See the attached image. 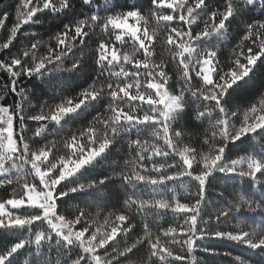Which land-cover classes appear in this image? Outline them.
Here are the masks:
<instances>
[{"label":"snow or ice","instance_id":"snow-or-ice-1","mask_svg":"<svg viewBox=\"0 0 264 264\" xmlns=\"http://www.w3.org/2000/svg\"><path fill=\"white\" fill-rule=\"evenodd\" d=\"M8 20L0 16V264H20L23 251V264H198L197 249L221 254L198 244L205 240L264 255V92L245 106L235 96L257 62L264 67V0H149L147 10L137 0H19L6 28ZM56 21L47 42L33 27ZM18 35L29 42L14 53ZM222 41L234 44L227 63ZM161 43L167 59L157 57ZM78 74L87 86L74 95L61 89L54 102L33 103L35 88ZM182 115L203 129L195 144ZM46 133H64L62 153ZM105 165L111 175L85 179ZM218 176L224 184L212 195ZM237 179L246 186L230 192ZM70 197L84 207L62 213ZM112 201L106 214L87 211ZM169 213L176 222L153 229L150 220ZM244 213L261 223L220 227Z\"/></svg>","mask_w":264,"mask_h":264},{"label":"trees","instance_id":"trees-1","mask_svg":"<svg viewBox=\"0 0 264 264\" xmlns=\"http://www.w3.org/2000/svg\"><path fill=\"white\" fill-rule=\"evenodd\" d=\"M19 0H0V16L3 15V13L7 12L9 13V20L6 22V28L10 27L11 24L14 22V14H15V8L18 4ZM117 3H120L121 0H116ZM138 3L142 4L147 10L149 0H137ZM101 7L105 6V0H100ZM59 21L56 22H48L43 25L33 26L35 30L39 33V35L43 38L45 42L48 41L49 36L56 30L55 25L58 24ZM29 26H25V28H28ZM21 31H24V29H21ZM7 35V31H0V40H3ZM29 42V37H23L18 35L17 42H14L15 47L11 49L12 52H18L22 51L25 47H27ZM89 43H92L91 41ZM234 47V44L229 41H222L220 44V52L218 53L220 56V59L225 61L227 63V58L231 56L232 48ZM44 49L42 48V51ZM157 57L158 58H164L167 59V52L164 49L163 44L157 45ZM0 58H3V54L0 53ZM61 76H69L68 73H61ZM88 77L85 74H78L75 79L69 80L67 82L65 81H57L52 86H49L47 84L43 85L44 91H41L40 88H35L36 96L33 98L34 104H42L45 100H48L50 103L53 101V96H59L61 95V89H66V91L63 93L65 95L71 94L74 95L77 91L80 90L81 86H87L85 84V80H87ZM7 80V76L5 73L0 72V85H3ZM90 83V80L88 81ZM39 83V82H37ZM22 86L27 87L28 89H33L34 84L30 83L27 80H24L22 83ZM264 92V67L260 66L259 62H257V69L255 70V75L251 77L248 84L244 85L238 93L235 94L236 99L239 100L241 103V106H245L250 103H255L259 100L260 94ZM3 94L0 93V97H2ZM16 97L13 95H7V98L4 102L8 104H12ZM186 113L191 112V108L185 109ZM92 115H95V113H91L88 116V119H91ZM190 119L189 115H182L179 118V123L186 126L190 131L194 133L193 136H185V140H191L192 143H197L198 138L202 135L203 129L193 127V124L199 123V122H192L191 124L188 123ZM30 124L34 122H29ZM86 123V121L77 122L74 125H69L64 129V133H67L69 128H72L73 130L80 128L82 124ZM205 127H207V124H205ZM58 134V135H50L47 134L48 140L55 139L58 142V151L61 153L63 152L62 144L60 143L61 136L64 134ZM254 144V141H250L247 145L243 146L246 148H251ZM241 145L237 144V146L232 148V151L229 153V155L235 156L237 153L241 151ZM123 153L120 152H113V158L120 159ZM120 163L122 164V160H120ZM114 166L112 165H105L104 167H97L93 170H91L85 179H94V178H100L102 175H111L112 168ZM224 181L217 177V180L214 182V185L212 188L209 189V192L212 193V195L215 194L216 186L217 185H223ZM229 191L240 190L244 188L246 185L244 181H241L237 179L234 182H230ZM119 187V182H116L114 185H110L106 191L109 192H115L117 188ZM10 191V189H9ZM194 191V189H193ZM250 194V193H249ZM5 191L4 189H0V199L5 198ZM169 197L172 195L171 193H168ZM182 201L186 200L187 197L183 194L181 191V195L179 197ZM211 199V196L209 197ZM231 198V197H229ZM67 200V203L60 205V211L65 214H69L72 211H74L75 207L79 205L80 207H84V204L81 203L79 198L77 197H70L65 198ZM115 201H112L106 206H100V205H92L87 208V211L91 216H95V213L97 211H101L102 214H106L108 211L113 210V207L115 205ZM121 205H122V198H121ZM223 206V205H221ZM213 208L209 207V212H212ZM176 221L173 219L172 215L169 213L167 216H165L163 219L160 220H150V224L153 227V229L156 228V225L159 224L161 226L167 227L169 224H173ZM137 223L142 227V222L137 218ZM237 223H248L252 227H256L261 223V216L257 213H244L243 217H240L239 220H230L227 223L221 224L220 227L225 229H230L234 227ZM7 243L4 240H0V248L4 246V244ZM198 244L205 246V247H211L216 249L218 252H220V255H211L209 253L200 251L197 249L195 255L198 260V264H235L231 256H225L223 255L224 252H231L233 256L239 255L243 259L248 260L249 264H264V255L259 254L258 250L256 252H253L252 250L247 249L244 246L237 245L233 242L228 241H222V240H205L200 241ZM23 251V250H22ZM28 253L27 251H23V254L18 257L20 264H23V260L27 257ZM143 253H139L137 256L133 257V260L139 259L140 256H142Z\"/></svg>","mask_w":264,"mask_h":264}]
</instances>
